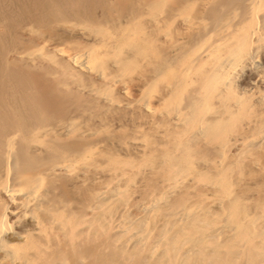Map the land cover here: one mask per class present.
<instances>
[{"label": "bare ground", "instance_id": "1", "mask_svg": "<svg viewBox=\"0 0 264 264\" xmlns=\"http://www.w3.org/2000/svg\"><path fill=\"white\" fill-rule=\"evenodd\" d=\"M74 1L30 2L28 45L0 5V264H264V0ZM25 67L99 113L48 122ZM118 110L138 120L124 157L98 140ZM60 179L95 183L82 213Z\"/></svg>", "mask_w": 264, "mask_h": 264}, {"label": "rangeland", "instance_id": "2", "mask_svg": "<svg viewBox=\"0 0 264 264\" xmlns=\"http://www.w3.org/2000/svg\"><path fill=\"white\" fill-rule=\"evenodd\" d=\"M2 1H4V0H2ZM19 1V2H18ZM13 0V1H10V0H8V1H4V2H1L0 1V5L1 6H3V7H5L6 9H5V11H7V7H6V5L7 6H9V4H10V9H12V11L10 10V9H8V11L6 12V14H8L9 15V18L7 19L9 22H11V24L13 25V23L15 22V23H20L21 21H20V18H21V20H22V22H23V17H24V19L25 18H27V21L28 20H31V17H33L34 16V9L32 8V7H34V6H32L31 7V5L33 4V0L31 1V0H29V2H28V0H24L25 2H24V4H23V0ZM85 1V0H84ZM83 0L82 1H74L75 3H73V4H76V6L75 7H77L76 9L77 10H80L81 8L82 9H86V10H94V13H93V15H100L101 13H102V9H100V8H102L105 4L103 3L104 1H107L108 2V4H111L110 3V1H112L113 2V0H103V2H101V0H95V2H96V4L94 5L93 4V2H94V0H92V2L91 1H87L88 2V4H87V2L85 1L84 2ZM19 4H21V5H19L18 6V3ZM21 2V3H20ZM26 2H28V3H26ZM30 2H32V4L30 3ZM77 2H78V5H77ZM81 2V3H80ZM8 3V4H7ZM17 3V4H16ZM82 5H80V4ZM90 3V4H89ZM91 3H92V5H91ZM12 4H13V6H14V4L16 5V6H18V7H16V6H12ZM26 4V5H25ZM29 4H30V6H29ZM83 4H85L84 6H83ZM98 4H104L103 6H100V5H98ZM27 6V7H29L30 8V10H29V8H25V7ZM89 6V7H88ZM91 6V7H90ZM98 6H99V9H98ZM23 7V8H22ZM74 7V8H75ZM86 7V8H85ZM94 9H93V8ZM9 8V7H8ZM14 8V9H13ZM23 9V13L22 12H20L22 9ZM0 9H2V10H4V8H0ZM16 9V12L14 13L13 12V10H15ZM20 11H19V10ZM24 9H26L25 10V12H24ZM80 10V11H83V10ZM131 9V4L130 3H128V2H125V8H124V11H129ZM9 10L11 11L10 13H8L9 12ZM88 10V11H89ZM19 11V12H18ZM76 11V10H75ZM85 11V10H84ZM30 12V13H29ZM90 12V11H89ZM95 12H96V14H95ZM16 13H22V17L21 16H19L20 14H16ZM34 13V14H33ZM92 13V12H91ZM98 13V14H97ZM10 14H14L13 15V17H12V15H10ZM30 14V15H29ZM111 14L112 15H114V14H116L114 11H111ZM17 15V16H16ZM27 15H29L30 16V18L27 16ZM92 15V14H91ZM16 16V18L14 19V17ZM20 17V18H19ZM11 18H13V20H11ZM19 20H18V19ZM16 19L18 20L17 22H16ZM14 21V22H13ZM24 22H26V19H25V21ZM15 26H17V27H15ZM19 25H13L12 27H13V30H12V27H11V30H10V32L11 31H15V29H16V31L18 30L17 28H22V27H18ZM42 27V26H41ZM41 27H40V29H41ZM51 32H53V33H56V31L54 30H52L51 28H48ZM23 30V29H22ZM21 30V31H22ZM47 30V29H46ZM21 31H20V34H18L19 33V31H17L16 33L15 32H11L12 33V37H13V39L12 40H15V41H13V42H16L18 45L19 44H21V43H27L26 45H28V43H30L31 41H33L35 38L34 37H32V36H30V38L29 37H25V33H24V31L22 32L23 33V35L21 34ZM10 33V34H11ZM13 33H14V35H13ZM9 34V33H8ZM7 35V37H4L2 40H4L5 38H7L8 40H4L3 42L5 43L6 41H8V43H9V45H7L8 43H3L1 40H0V45H4L2 48H5V49H3V50H7V46H11L12 47V40L10 39V38H12V37H9V36H11V35ZM56 34H59L58 32L56 33ZM16 35H17V39H20V40H16ZM19 35H21V36H19ZM67 35H69V33L67 34L66 33V35L65 34H63V35H60V36H62L61 38H63L64 36L66 37ZM32 37V38H31ZM64 37V38H65ZM68 37V36H67ZM30 39V40H29ZM21 41V42H20ZM25 41H27V42H25ZM3 43V44H2ZM15 43V44H16ZM23 43V44H24ZM5 45H7V46H5ZM25 45V46H26ZM0 47V48H1ZM6 52V51H5ZM5 52H3L4 54H5ZM32 69V70H30V69ZM27 70V71H26ZM25 73H21V72H19V73H21V74H19V75H21V76H23V80H21V82H20V86H23L25 89H24V91H25V93L27 94V93H32V94H35V95H37V99H38V102H40V103H43V105H45V106H47L46 108H48V110H51V115L49 116V118H48V122H50V123H54V122H58V120H64V119H66V118H70V116L72 117L74 114H76V113H80L81 114V116L83 117V119H86V116L85 115H87L86 114V112H90V111H92L93 113H95V114H97V113H99V110H98V108H96V106L94 107L93 106V104H92V102H91V98H89V97H87V96H85V95H82L81 93H78V92H75L74 90H72V91H65L64 89H62V88H60L59 86H58V84L49 76V75H47V72H45L44 70H42V69H39V68H32V67H25V71H24ZM45 79V80H44ZM3 82V81H2ZM0 83V101L3 99V102H7V100L9 101L10 99H8V94L7 93H9V91H7V88H5L6 86H7V84L6 83ZM3 86H2V85ZM3 89H2V88ZM31 88V89H30ZM2 89V90H1ZM6 91V92H5ZM22 91V90H21ZM27 91V92H26ZM3 94V95H2ZM8 97H7V96ZM7 98V99H6ZM63 99V100H62ZM65 100V101H64ZM68 101V102H67ZM86 103V104H85ZM91 103V104H90ZM49 104V105H48ZM87 104H88V106H87ZM66 105V106H65ZM68 105V106H67ZM89 105H91L92 107H90ZM85 106V107H84ZM77 107V108H76ZM83 108V109H82ZM65 109V110H64ZM75 109V110H74ZM73 110V111H72ZM81 110V111H80ZM82 110H84V111H82ZM88 110V111H87ZM97 111V112H96ZM74 112V113H73ZM83 112H85V113H83ZM125 113V114H124ZM114 114V115H113ZM112 114V116H108L106 119L107 120H110L112 123L113 122H118L117 124H121L122 126H123V128H122V126H120V127H117L116 126V122L114 123L115 125H114V127L115 128H110V131H108V132H104V133H102L99 137H98V140H100V142H101V139L103 140L102 141V147L104 146V149H106L108 152H115V151H117V150H119V148H120V146H121V144H122V142L123 141H125L126 139H127V137H129V135H131V131L132 130H130V129H133V125L135 124V123H137L136 121H138V120H135V123L132 121L133 120V118L135 117V115H137L136 113H135V115H133V114H130L129 112H126V111H124V110H118L117 112H115V113H113ZM70 115V116H69ZM68 116V117H67ZM85 116V117H84ZM88 116V115H87ZM109 118V119H108ZM126 119V120H125ZM128 120V121H127ZM92 121V120H91ZM123 121H125V123L123 122ZM132 121V122H131ZM128 122V123H127ZM125 124V125H124ZM130 125V126H129ZM132 125V126H131ZM129 126V127H128ZM120 129V130H115V129ZM130 128V129H129ZM118 132V133H116V132ZM124 132H125V134H124ZM129 134V135H128ZM125 135V136H124ZM128 135V136H127ZM107 136V137H106ZM120 138V139H119ZM123 139V140H122ZM110 141V142H109ZM117 141V142H116ZM108 142V143H107ZM110 143H112V146H111V144ZM117 143V144H116ZM104 144H106V145H104ZM110 144V145H109ZM117 145V147H119V148H117V147H115ZM110 146L114 149H111L110 148ZM115 147V148H114ZM109 149H110V151H109ZM121 150H119V151H117L119 154H121V153H124V154H121V156H125V155H128V151L126 150V148H120ZM124 149V150H123ZM264 155L261 157L262 159H261V161L264 163ZM91 172H93V173H91ZM90 172V174H94L95 173V171H91ZM255 177H254V179H252L253 181H258L259 183H260V188H259V194L261 195V196H264V192H263V190H264V184H262L263 183V174H260L259 172L257 173V172H255ZM98 175V174H97ZM262 175V176H261ZM147 176L148 175H146V174H144V175H142V176H138L137 177V179H139V181L143 178V177H145V179L147 178ZM91 177V176H90ZM257 177V178H256ZM256 178V179H255ZM67 180V181H66ZM66 180H63V179H60V181H58V183H59V185H60V188L59 189H57L56 190V192H57V194H59V193H61L62 192V194L64 195V198L66 197L68 200H69V202H70V206H73L72 207V211L74 212V213H82L83 212V205H85V203H87V201L89 200V193L91 192V190L92 189H94V187H96V185H95V183L93 184V183H89V185H87L86 187L83 185V186H81V185H78L77 184V182L75 183L73 180H70V179H66ZM260 180V181H259ZM145 181V180H144ZM71 183V186H70V183ZM73 182V183H72ZM91 182V181H90ZM262 182V183H261ZM73 184V185H72ZM262 184V185H261ZM142 185H144V187L142 186L141 188H140V190H138V192L137 193H139L140 194V192H141V195H142V193L144 192V190H145V184H143L142 183ZM67 186V187H66ZM66 187V188H65ZM77 188V189H76ZM79 188V189H78ZM91 188V189H90ZM143 188V189H142ZM263 188V189H262ZM74 189V190H73ZM85 189V190H84ZM142 189V190H141ZM59 190L61 191V192H59ZM78 190V191H77ZM88 190V191H87ZM261 190V191H260ZM73 191V192H72ZM78 193H77V192ZM72 192V193H71ZM261 192H263V194L261 193ZM67 193V194H66ZM56 194V193H55ZM139 194H136L135 193V195H134V198H137V197H135V196H140ZM73 195V196H72ZM75 195V196H74ZM76 195H78V196H76ZM74 199V201H73V199L71 198V197ZM88 198H87V197ZM75 197H76V199H75ZM79 198V199H78ZM80 201V200H82V202L80 201H78V200ZM84 199V200H83ZM76 201V202H75ZM73 202L75 203V204H73ZM79 203V204H78ZM81 203V204H80ZM84 203V204H83ZM83 204V205H82ZM76 205V207H74ZM78 205V206H77ZM71 208V207H70ZM78 208H81V209H78ZM75 209V210H74ZM134 209V208H133ZM132 209V210H133ZM132 210L130 211V213H132V215H137V213H136V211L137 210H135L134 209V213L132 212ZM24 223H26V222H24ZM23 223V224H24ZM17 227V226H16ZM20 227V225H18V228ZM17 229V228H16ZM16 229H12V230H9L6 234L7 235H5L6 237H7V239L8 240H10V241H17L16 239V236H15V232H14V230H16ZM90 249V250H89ZM83 251H84V253H85V256L86 257H89V255H90V257L91 258H94V256H97V251H95V247H94V244H91L90 246H86V248L85 249H83ZM86 251V252H85ZM0 255H1V251H0ZM89 257V258H90Z\"/></svg>", "mask_w": 264, "mask_h": 264}]
</instances>
